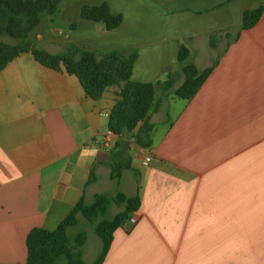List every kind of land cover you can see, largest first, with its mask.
Masks as SVG:
<instances>
[{
    "label": "crops",
    "instance_id": "0c3cea01",
    "mask_svg": "<svg viewBox=\"0 0 264 264\" xmlns=\"http://www.w3.org/2000/svg\"><path fill=\"white\" fill-rule=\"evenodd\" d=\"M263 1L160 0L152 20L132 18L161 23L155 30L176 46L169 61L141 65L140 76L153 72V79L135 77L138 51L131 79L155 84L171 76L173 86H155L149 147L133 142L136 130L120 137L131 168L118 179L109 177L112 145L104 148L102 138L119 87L94 100L74 74L29 51L8 62L0 70V264H25L28 231L54 229L80 197L118 191L138 195L136 221L114 230L101 264H264V10L240 29L242 11ZM171 4L174 12L211 13L202 29L183 35L188 43ZM40 42L52 53L67 43ZM180 45L199 69L218 59L189 99L172 93L183 80ZM91 170L96 178L87 183ZM78 218L87 233L82 258L90 262L101 241Z\"/></svg>",
    "mask_w": 264,
    "mask_h": 264
},
{
    "label": "trees",
    "instance_id": "16d2710c",
    "mask_svg": "<svg viewBox=\"0 0 264 264\" xmlns=\"http://www.w3.org/2000/svg\"><path fill=\"white\" fill-rule=\"evenodd\" d=\"M61 1L0 0V70L20 53L29 51L38 63L57 71L74 74L85 93L94 100L101 97L106 87L117 85L118 99L109 111L107 129L118 137L109 153V177L118 179L124 169L131 168L120 137L136 130L133 142L142 148L151 145L152 124L149 121V111L154 104L155 86L170 90L173 80L171 76H167L164 81L153 84L131 79L138 57L135 48L97 52L69 42L63 50L52 53L36 45L30 36L31 31L42 17L53 15ZM263 10L264 1L253 8L244 9L240 29L250 28ZM79 15L83 19L103 22L107 30L118 26L122 18L120 14L111 13L104 2L99 5H82ZM209 45L215 46L214 35H210ZM176 57L181 66L183 80L172 93L177 97L189 99L201 86L218 59L199 69L189 59V50L184 45L179 46ZM134 175L136 176L135 171ZM95 178L91 170L87 183ZM112 205L119 210L111 213ZM138 207L137 194L126 195L121 191L114 194L95 193L90 201L84 196L80 197L54 229L34 227L28 231L25 238V264H56L59 260H63L64 264H101L110 247L114 230ZM78 216L82 217L101 241L99 252L90 262L82 258L81 247L87 233L78 227Z\"/></svg>",
    "mask_w": 264,
    "mask_h": 264
},
{
    "label": "rangeland",
    "instance_id": "374dc122",
    "mask_svg": "<svg viewBox=\"0 0 264 264\" xmlns=\"http://www.w3.org/2000/svg\"><path fill=\"white\" fill-rule=\"evenodd\" d=\"M159 1L62 0L53 15L41 18L37 26L31 31L30 36L38 46H40L38 44L40 40L37 35H41V42L47 41L48 39L67 43L72 42L82 48L97 52H106L117 48H135L140 53V59L136 64L135 77L145 79L148 76L146 79H153V72L145 77L140 76L141 65L147 61L149 62V66L153 68L160 62L159 57L160 60L166 59V61H169L171 55L169 50L171 47L175 49L176 40L164 38L155 30L159 25H162L161 23H134L132 22V18L135 16H145V19L152 20V17L160 14L158 12L160 11L158 9ZM103 2L107 4L111 13L120 14L122 17L120 24L109 30L105 29L103 22L83 19L79 15L82 5H99ZM174 5H170L171 9H173V12H169L171 14V20L181 18L180 23H178V26L181 27V33L179 34V37H181L180 41L188 43L189 40L182 39L183 35L192 34L202 29L206 25V19L211 13H204L203 15L197 16L184 11L174 12L175 9H178ZM168 8V6H164V9L167 10ZM233 20H235V16ZM171 25L172 23L169 22L168 28ZM168 31L169 29L167 33ZM3 40L12 41L9 38H3ZM164 52L165 57H162L160 54ZM133 136L134 134L131 135L132 138ZM88 232L94 234L89 230Z\"/></svg>",
    "mask_w": 264,
    "mask_h": 264
},
{
    "label": "built area",
    "instance_id": "2783aa9c",
    "mask_svg": "<svg viewBox=\"0 0 264 264\" xmlns=\"http://www.w3.org/2000/svg\"><path fill=\"white\" fill-rule=\"evenodd\" d=\"M116 137V134H114L111 130L107 129L102 138V146L104 148H109L114 143ZM127 221L129 225L132 226L135 223L136 218L133 214H129V216L127 217Z\"/></svg>",
    "mask_w": 264,
    "mask_h": 264
}]
</instances>
